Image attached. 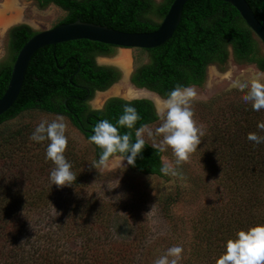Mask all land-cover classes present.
<instances>
[{
	"label": "trees",
	"instance_id": "trees-1",
	"mask_svg": "<svg viewBox=\"0 0 264 264\" xmlns=\"http://www.w3.org/2000/svg\"><path fill=\"white\" fill-rule=\"evenodd\" d=\"M246 1L264 25V0ZM34 2L40 8L48 4L61 7L65 16L56 24L80 19L124 31H151L160 23L153 17L162 20L172 0ZM36 32L26 23L14 24L7 30L9 59L0 62V97L19 49ZM259 43L262 42L229 2L187 0L180 22L168 40L153 48H137L147 53L148 61L135 65L129 80L136 87L147 88L166 98L177 85L202 84L207 66L212 63L223 66L230 53L236 62L254 64L264 71V54ZM115 48V45L87 39L38 48L27 65L16 100L0 115V124L30 109L68 117L87 139L99 120L108 119L115 124L127 99L110 96L101 108L82 102L87 88L90 92L86 99H91L95 90L103 91L120 78L117 67L95 61L98 55H112ZM213 101H201L199 106L206 111ZM131 103L140 119L132 129L120 126L119 131L129 134L134 141L137 129L159 117L152 100L142 97L132 99ZM237 109L234 119H225L222 126H209L203 136L205 152L210 156L205 162L213 172H220L222 168L220 180L227 185L230 195L219 205L207 204L198 217V226L193 227L192 253L208 264H215L224 242L238 230L264 222V143L254 144L247 139L252 131L264 135L256 126L258 121H264V109L255 111L243 102ZM6 136L0 146V264H153L157 258L154 248L151 250L146 244H124L108 237L110 215L96 212L82 215L77 204L71 205L72 208L66 207L62 216L51 222V228H46L56 188L54 184L50 186L49 173L54 165L45 157L46 144L28 143L27 134L21 129ZM90 144L95 160L101 161L102 149ZM152 145L145 141L135 164L129 167L163 176L162 149ZM115 154L121 155H112ZM64 155L77 174L78 164L84 157L81 154L73 157L69 150ZM42 157L45 161L40 163ZM83 179L77 175L73 185L65 189L69 193L76 190ZM87 205L93 206L89 200ZM70 237H78L79 243L66 244Z\"/></svg>",
	"mask_w": 264,
	"mask_h": 264
},
{
	"label": "rangeland",
	"instance_id": "rangeland-1",
	"mask_svg": "<svg viewBox=\"0 0 264 264\" xmlns=\"http://www.w3.org/2000/svg\"><path fill=\"white\" fill-rule=\"evenodd\" d=\"M64 16L65 11L55 4H48L40 8L34 0H0V62L9 59L7 30L10 26L26 23L32 29L39 31L52 27ZM259 45L261 53L264 54V45L262 43ZM120 49L115 48L112 55L96 56L95 60L99 64L113 65L109 60ZM124 49L129 52L131 58L129 74L135 65L148 61L147 53L137 48ZM123 76L122 72L120 80ZM254 79L264 81V71H260L254 64L236 62L231 53L223 66L216 63L209 64L206 68L204 82L200 85L188 86L196 92L191 107L193 119L197 125L202 126L206 132L211 125L221 124L222 126L225 124V119L227 121L229 118L230 121L234 119L236 116L233 115L239 110L237 107L240 103L243 102L251 107L250 102H245L242 99L247 88L234 87L233 81L250 82ZM120 80L105 90L107 91ZM105 90L94 92L89 101L92 108H101L104 101L110 96H119L125 99L128 97L122 93L109 92L101 98L100 102L95 103L96 95ZM147 93L152 95V92L148 91ZM155 95L153 93L149 98L153 101L157 111L164 98L158 96V99ZM210 99L214 100L212 105L206 111L202 110L199 106L200 102ZM57 116H62L66 125L65 134L68 137V142L65 150H69L73 157H78L80 154L84 157L80 161L82 166L79 163L77 167V175L84 179L78 188L70 193L65 189V186H56L51 210L46 218L48 221L46 228H51V222L53 224L58 216H62L66 207L70 209L71 205L77 204L80 209L79 213L82 215H86L88 212L110 215L107 225L108 237L112 239L124 244H146L151 250L155 249L157 258L164 254L168 247L181 245L183 252L178 264H208L199 255L192 253L193 227L198 226V217L204 212L207 204L219 205L221 201L226 202L230 195L227 185L220 180L222 175L219 173L222 168L220 172H213L210 165L208 167L205 162L210 156L205 152L206 143L203 137H201L200 145L190 155L189 160L176 166L172 149L166 145L161 147L163 145L162 136L155 132L162 122L160 118L137 129L141 131L145 141L162 149L163 165L178 167L176 175L165 174L163 176L134 171L121 155H112L103 162L95 160L90 142L68 117L38 109L25 110L15 118L0 124V146L4 138L7 137L6 135L17 129H21L27 134L25 137L28 143H37L30 138L35 126L42 119L52 120ZM149 129L153 133L151 136L148 135L147 130ZM28 143L25 141V149L26 146L28 147ZM42 144L47 145V142H42ZM5 145L8 146V143ZM32 157L36 159L34 155ZM41 161H45L44 157L39 160L40 163ZM87 200L92 203V208L87 205ZM76 238L70 237V241L66 244L79 243V238Z\"/></svg>",
	"mask_w": 264,
	"mask_h": 264
},
{
	"label": "clouds",
	"instance_id": "clouds-1",
	"mask_svg": "<svg viewBox=\"0 0 264 264\" xmlns=\"http://www.w3.org/2000/svg\"><path fill=\"white\" fill-rule=\"evenodd\" d=\"M233 86L247 91L242 99L250 102L255 111L264 109V81L259 79L248 81H233ZM196 92L191 87L177 85L169 91L167 97L157 108V115L161 124L155 132L162 136L163 147L169 146L175 155V165L179 166L189 160L190 155L201 143L205 129L197 125L193 119L191 104ZM137 97L129 96L123 106V112L115 124L108 119L99 120L93 125L92 134L88 140L102 149L101 162L110 155L119 153L127 165H134L136 158L141 154L145 141L140 130L136 132L133 141L129 134L121 133L119 127L132 129L140 119L131 100ZM257 128L264 131V121L257 122ZM151 136L152 130H147ZM66 125L62 116L55 119H42L34 128L30 138L35 142L47 141L45 157L51 160L54 167L49 173L50 186L57 187L73 185L77 174L72 171L71 162L64 155L68 142ZM247 139L254 144L264 143V135L252 131ZM152 147H156L152 145ZM126 167V165H125ZM178 167L165 164L161 172L176 175ZM204 174V173H203ZM183 248L181 245L168 247L164 254L156 258L153 264H178ZM215 264H264V222L254 223L246 229H240L235 236L224 242L223 251L215 259Z\"/></svg>",
	"mask_w": 264,
	"mask_h": 264
},
{
	"label": "water",
	"instance_id": "water-1",
	"mask_svg": "<svg viewBox=\"0 0 264 264\" xmlns=\"http://www.w3.org/2000/svg\"><path fill=\"white\" fill-rule=\"evenodd\" d=\"M186 1L172 0L158 27L151 31H124L80 19L71 22H61L37 31L25 41L14 59L7 87L0 97V115L8 110L16 100L22 87L27 65L38 48L44 45H55L60 42L77 39L111 44L118 48H153L163 44L173 35L180 22ZM224 1L229 2L236 8L248 27L264 44V25L256 17L249 3L246 0ZM144 89L162 98L158 93L147 88ZM142 97L150 99L147 96H138L137 98Z\"/></svg>",
	"mask_w": 264,
	"mask_h": 264
},
{
	"label": "bare ground",
	"instance_id": "bare-ground-1",
	"mask_svg": "<svg viewBox=\"0 0 264 264\" xmlns=\"http://www.w3.org/2000/svg\"><path fill=\"white\" fill-rule=\"evenodd\" d=\"M109 61L112 64H115L116 66H118L120 70L123 72L124 76L118 83L110 87L107 91L105 90L104 92H101L98 95H96V97L94 98L95 103L100 102L101 98L106 93H109V92H113L115 94L122 93L124 96H128V97L129 96H134V97L148 96L150 97L153 95V93H151L152 95H148L147 93L148 91L144 88H136L132 84L130 85L128 80H129V72L131 68V58H130L129 52L126 49L121 48L114 56L110 58Z\"/></svg>",
	"mask_w": 264,
	"mask_h": 264
},
{
	"label": "flooded vegetation",
	"instance_id": "flooded-vegetation-1",
	"mask_svg": "<svg viewBox=\"0 0 264 264\" xmlns=\"http://www.w3.org/2000/svg\"><path fill=\"white\" fill-rule=\"evenodd\" d=\"M99 56V55H98ZM95 59H96V57H95ZM96 61V60H95ZM97 64H99L98 62H96ZM100 65H111V64H106V63H103V64H100ZM113 66H115V67H117L116 65H114L113 64ZM118 68V67H117ZM119 69V68H118ZM120 70V69H119ZM120 72L122 73V71L120 70ZM130 75V74H129ZM118 80H120V78L118 79ZM129 82H130V80H129ZM130 84H132L133 86H135L133 83H131L130 82ZM136 87V86H135ZM95 91H100V90H95ZM94 91V92H95ZM88 92H90L89 91V89L87 88V93H86V95L84 96V97H82V100H85V101H82V102H86L87 101V103L89 104V101L91 100V99H86L87 98V96H88ZM90 105V104H89ZM73 113L74 114H76V112L75 111H73Z\"/></svg>",
	"mask_w": 264,
	"mask_h": 264
}]
</instances>
